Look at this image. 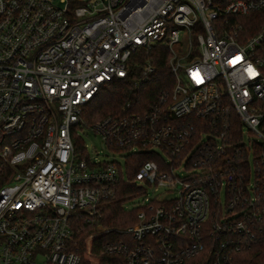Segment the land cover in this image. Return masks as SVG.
Listing matches in <instances>:
<instances>
[{"label":"built area","instance_id":"2783aa9c","mask_svg":"<svg viewBox=\"0 0 264 264\" xmlns=\"http://www.w3.org/2000/svg\"><path fill=\"white\" fill-rule=\"evenodd\" d=\"M263 9L0 0V264H233L264 241V25L250 34L243 24ZM157 47L172 87L142 113L127 103L88 123L102 88ZM146 62L137 86L155 70ZM85 130L125 167L90 155ZM140 155L151 158L134 170ZM128 185L124 209L142 196L136 223L90 232L99 261L84 259L75 217L95 224ZM157 188L164 198L148 195Z\"/></svg>","mask_w":264,"mask_h":264},{"label":"trees","instance_id":"16d2710c","mask_svg":"<svg viewBox=\"0 0 264 264\" xmlns=\"http://www.w3.org/2000/svg\"><path fill=\"white\" fill-rule=\"evenodd\" d=\"M247 19L252 21L243 22L249 29V33L252 34L258 31L264 25V9L251 13L247 16ZM166 58L167 51L161 49V47L152 49L148 55L141 50L139 54L131 59L133 66L131 65L130 67L129 76L124 79H115L104 86L97 98L85 109L83 118L88 123H93L107 114L119 111L127 103L131 104V110L133 111L140 113L146 111L156 96L172 87L173 77L168 70ZM146 61H150L148 63L155 70L148 75L149 80L147 82H140L137 86L136 83L141 81L139 79L143 77L141 66L147 64ZM150 158L145 155H140L130 157L128 162H135L136 166L133 169L137 170L139 163L147 161ZM131 190H133V186L128 185L125 190L118 192L115 197L117 201L115 199L105 206L102 209L101 216L98 217V220L93 225L84 224L81 218L75 217L74 227L80 230V237L77 240L78 252L84 259H89L90 257L97 259L99 257L97 245L100 240L95 239L96 236L91 238L87 235L91 231L90 228L93 229L100 226L102 229H124L136 223L135 210L126 211L121 204L122 197ZM95 232H99V230ZM100 260H103V258ZM187 264H194V261ZM233 264H264V241L259 240L252 244L250 248L239 251L234 257Z\"/></svg>","mask_w":264,"mask_h":264},{"label":"rangeland","instance_id":"374dc122","mask_svg":"<svg viewBox=\"0 0 264 264\" xmlns=\"http://www.w3.org/2000/svg\"><path fill=\"white\" fill-rule=\"evenodd\" d=\"M167 59V58H166ZM167 62V61H166ZM83 142L86 147V150L91 155L93 153H98L101 160H104L106 162L110 161H117L121 167H125V160L123 158H120L117 154H111L104 148L101 140L99 137L95 136L91 131L85 130L82 134ZM121 192V191H120ZM148 195L155 196L157 195L159 198H164L166 195L162 194V190L160 188H157L156 190L148 189L147 191ZM117 201V199H116ZM142 202V196H136L133 199L125 202V210L132 211L134 210L132 208V204H137ZM94 229V230H93ZM90 228V232L101 230L102 228L100 226H97L95 228ZM89 235V234H87Z\"/></svg>","mask_w":264,"mask_h":264}]
</instances>
